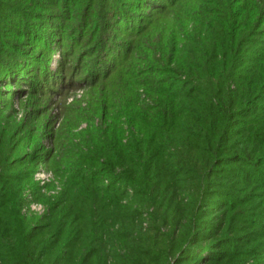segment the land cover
<instances>
[{"label":"rangeland","instance_id":"obj_1","mask_svg":"<svg viewBox=\"0 0 264 264\" xmlns=\"http://www.w3.org/2000/svg\"><path fill=\"white\" fill-rule=\"evenodd\" d=\"M263 50L264 0H0V211L53 242L97 225L107 251L123 230L165 264H264ZM214 99L241 111L199 129ZM136 142L146 189L114 167Z\"/></svg>","mask_w":264,"mask_h":264},{"label":"trees","instance_id":"obj_2","mask_svg":"<svg viewBox=\"0 0 264 264\" xmlns=\"http://www.w3.org/2000/svg\"><path fill=\"white\" fill-rule=\"evenodd\" d=\"M263 54L264 50L260 59H263ZM262 77H264V74H262ZM257 78L260 77L257 76ZM243 97L241 94L238 96L241 106L243 105V102H241ZM240 111L239 108L234 109L232 103L226 105L220 99H214L207 102L206 105L200 106V109L198 108L195 112L198 116L199 129L203 130H206L207 125L210 123L205 121L209 115L219 112L218 120L213 125L218 130L224 125L222 119L228 122L231 117L235 116L234 113H240ZM163 112L167 118L162 125L166 122L170 123V118H177L178 115L177 108L169 110L166 107ZM199 138L204 143L211 144L201 133ZM185 140L189 143L188 138ZM142 150L144 153L141 152ZM149 153L150 148L143 147L142 142H136L133 157L130 160L121 159L118 164H114V167H119L122 164L128 165L132 170V175L126 179H130L132 186L136 189L139 187L148 188L152 178L155 162ZM111 158L115 157L111 156ZM209 161V155L200 161L188 159V163L193 165L192 171L197 178L203 174L204 166ZM121 179L124 178H120L118 181H121ZM93 217H96L94 213ZM13 221L15 225H13ZM95 223L92 222V225H96ZM83 231H85L84 235L79 236L75 241L67 240L61 234V240L53 242L52 239L39 236L40 234L36 231L28 230L25 220L20 219L19 213H10L6 210L0 211V264H124V262L126 264H165L163 258H157L156 261L151 258L161 243L150 240L146 234L134 236L133 232L120 230L115 237H109L111 250L107 251L105 247L100 245L103 243L99 238L102 234L97 225L92 230L87 228ZM103 235L109 236L110 234L103 232ZM120 251H125V254H119Z\"/></svg>","mask_w":264,"mask_h":264}]
</instances>
